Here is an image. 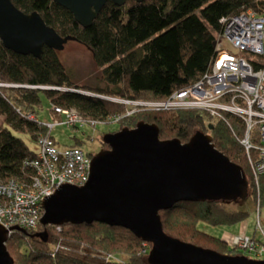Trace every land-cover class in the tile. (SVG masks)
Returning a JSON list of instances; mask_svg holds the SVG:
<instances>
[{
    "label": "trees",
    "instance_id": "16d2710c",
    "mask_svg": "<svg viewBox=\"0 0 264 264\" xmlns=\"http://www.w3.org/2000/svg\"><path fill=\"white\" fill-rule=\"evenodd\" d=\"M11 1L26 14L37 12L60 36H74L79 44L86 46L95 65L101 69L106 87L95 89L92 96L83 94L71 80L59 51L46 47L41 59L21 56L7 50L0 39V119L4 120L0 123V182L6 183L12 180L25 182L35 176L27 161L37 157L42 135H50L57 144L52 132L39 122L49 123L51 116L47 121L34 114L43 108V97L51 109L54 106L72 108L81 116L92 119L118 112L124 114L133 109L105 98L132 102L166 100L195 84L210 69L216 57L217 37L223 33V19L248 10L264 16V0H146L143 3L134 0L123 7L114 2L107 3L93 25L84 28L69 10L53 0ZM11 85L27 87H8ZM38 87L60 90L44 91ZM76 90L82 94L74 92ZM139 109L134 116L120 122V130L135 128L143 121L159 127L162 141L176 138L184 144L197 132L210 135L216 148L241 166L247 175L252 197L237 202L243 206H256L258 201L264 207V176L260 177L257 186L247 153L239 141L245 133L243 122L230 117L235 136L226 123L201 111ZM28 115L36 117V121ZM69 129L79 130L78 127ZM15 133L28 136L35 150ZM83 145L84 142L79 141L74 146L84 150ZM86 153L90 159L95 156L92 151ZM234 203L236 201L178 203L172 209L160 212L164 231L185 243L222 255L246 256L244 251L230 246L225 240L199 230L201 223L224 227L246 222L249 209L243 206L241 209L228 208ZM46 229L49 233L47 242L36 236ZM60 229L39 223L31 232L10 236L7 251L16 264H149L151 244L125 228L102 223H68ZM112 256L113 259H108Z\"/></svg>",
    "mask_w": 264,
    "mask_h": 264
},
{
    "label": "water",
    "instance_id": "95a60500",
    "mask_svg": "<svg viewBox=\"0 0 264 264\" xmlns=\"http://www.w3.org/2000/svg\"><path fill=\"white\" fill-rule=\"evenodd\" d=\"M53 1L69 10L78 24L90 28L107 3L123 7L134 0ZM0 39L7 50L38 59L46 47L61 52L69 41H77L74 36H60L37 12L26 14L11 0H0ZM159 132L156 124L140 121L135 128L105 135L109 148L92 158L86 185H64L46 199L40 224L102 223L125 228L151 244L149 264H264L246 256L222 255L165 233L161 211L181 202L244 201L249 185L244 169L219 151L210 135L197 132L184 144L176 138L162 141ZM8 234L0 226V264L15 263L7 251ZM36 236L47 242L48 230Z\"/></svg>",
    "mask_w": 264,
    "mask_h": 264
},
{
    "label": "built area",
    "instance_id": "2783aa9c",
    "mask_svg": "<svg viewBox=\"0 0 264 264\" xmlns=\"http://www.w3.org/2000/svg\"><path fill=\"white\" fill-rule=\"evenodd\" d=\"M222 25L223 33L216 40V57L202 79L166 100L123 101L125 106L133 109L90 124L95 127L121 122L134 116L139 108L161 112L197 110L227 124L228 117L233 115L244 124L245 133L239 141L259 186V179L264 176V16L248 10L226 17ZM227 40L233 52L223 46ZM52 116L49 123L39 121L49 132L61 126L81 129L88 121L72 108L54 106ZM27 117L36 121L32 115ZM233 133L236 136L234 130ZM37 150V157L27 161L34 170L33 178L25 182H0V226L8 231V238L15 233H24L16 228L25 233L36 229L44 214L46 199L53 197L64 185L83 187L90 177L92 159L83 149L73 146L61 151L50 135H42ZM258 225L261 228L260 222ZM231 243L256 260L264 258V242L259 239L240 234Z\"/></svg>",
    "mask_w": 264,
    "mask_h": 264
},
{
    "label": "rangeland",
    "instance_id": "374dc122",
    "mask_svg": "<svg viewBox=\"0 0 264 264\" xmlns=\"http://www.w3.org/2000/svg\"><path fill=\"white\" fill-rule=\"evenodd\" d=\"M223 44L226 50L233 52L231 44L229 43L228 40L225 41ZM65 47H66L65 50L60 52V59H62L63 64L65 65L69 73L71 74V80L73 81L75 87L80 88L77 90H81L84 93H87L89 95L90 94L92 95L93 91L96 92L95 89L99 88L101 90H104L106 86L105 84H103V81H102L101 69L97 68V66L95 65L94 58L92 57L91 51L86 46L82 45L81 43L79 44L77 41H69ZM119 100L120 99L118 98L116 99L110 98L109 101L114 102L115 104L120 103V104L125 105L124 103H122L124 100H120V101ZM42 105H43V108L34 114H36V117H39L42 120L49 121L50 116H51V119L53 117L52 113H54V107L51 109V105L47 103V100L45 99V97H43ZM57 117H60V116H57ZM84 118L88 119V121L84 123L83 125L84 127L79 130H76V129L71 130V129L61 126L52 131L53 137L57 140V148L59 150L62 151V149L71 148L77 142L82 141L84 142V146H83L84 150H86L87 152L92 151L96 155L97 154L96 152H99L100 144H103L105 135H107L108 133H117L121 128L120 122L112 123V124L106 123V125H98V126L96 125L97 127L96 126L94 127L93 125L90 124L92 122H95V120L98 122L109 120L110 115H107L105 118H101V119L100 118L92 119L88 117H84ZM3 121L4 120L0 119V123H3ZM15 135L23 138V140H25L28 146L32 150H35L34 144L30 141L28 136L21 135L19 133H15ZM250 189H249L248 197L249 196L252 197V194H253V192H251ZM245 200L243 202H245ZM250 201L251 202L253 201L252 198L250 199ZM242 206L243 205L240 202L236 201L234 205H230L228 206V208L241 209ZM246 207L250 211V216L246 219V222L242 224L223 227V226H213V225L210 226L206 223H201L199 225V230L210 236L218 237L222 240H225V236L226 234H228L227 237L230 238L231 242L233 238H235L237 235H240V234H245L246 236L248 235L250 237H256L260 241L264 242V236H263L264 207H261V204L258 201H257L256 206H253V205L243 206V208H246ZM259 222L261 223V228L258 225ZM242 230L245 233H241ZM228 244H230V246L233 245L232 243H229V241H228ZM247 257H251L250 254H247ZM14 264H16V262Z\"/></svg>",
    "mask_w": 264,
    "mask_h": 264
},
{
    "label": "bare ground",
    "instance_id": "6f19581e",
    "mask_svg": "<svg viewBox=\"0 0 264 264\" xmlns=\"http://www.w3.org/2000/svg\"><path fill=\"white\" fill-rule=\"evenodd\" d=\"M15 86H17V85H14V87ZM15 88H18V87H15ZM39 89H41V90H44V91H48V90H55L56 88L55 87H48V88H43V87H38ZM230 117H234L233 115L231 116L230 115ZM230 117H228V119H229V124H227L228 126H229V128L231 129V119H230ZM225 123V122H224ZM60 248V246H58L57 248H56V251L58 250Z\"/></svg>",
    "mask_w": 264,
    "mask_h": 264
},
{
    "label": "flooded vegetation",
    "instance_id": "af4514ba",
    "mask_svg": "<svg viewBox=\"0 0 264 264\" xmlns=\"http://www.w3.org/2000/svg\"><path fill=\"white\" fill-rule=\"evenodd\" d=\"M103 144H104V141H103ZM103 144H100L99 152L102 151V150H105L106 151L109 148L107 145H105V144L103 145ZM96 153H98V152H96Z\"/></svg>",
    "mask_w": 264,
    "mask_h": 264
},
{
    "label": "clouds",
    "instance_id": "9594fccd",
    "mask_svg": "<svg viewBox=\"0 0 264 264\" xmlns=\"http://www.w3.org/2000/svg\"><path fill=\"white\" fill-rule=\"evenodd\" d=\"M217 38H218V37H217ZM11 87H14V86L11 85L10 88H11ZM56 89H57V88H56ZM57 90H60V89H57ZM72 91H73V90H72ZM76 91H77V90H76ZM74 92H75V91H74ZM80 92H81V91H80ZM78 93H79V92H78ZM82 93H84V92L82 91ZM80 94H81V93H80ZM85 94H86V95H89V94H87V93H85ZM91 96H92V95H91ZM93 96H94V95H93ZM105 99L110 100V98H105ZM85 152H87V151H85ZM259 210H260V209H259ZM55 227H56V226H55ZM24 233H25V232H24ZM8 239H9V238H8ZM149 253H150V252H149ZM246 256H247V255H246ZM254 260H256V259H254ZM259 260H264V259H259ZM259 260H258V261H259Z\"/></svg>",
    "mask_w": 264,
    "mask_h": 264
},
{
    "label": "crops",
    "instance_id": "0c3cea01",
    "mask_svg": "<svg viewBox=\"0 0 264 264\" xmlns=\"http://www.w3.org/2000/svg\"><path fill=\"white\" fill-rule=\"evenodd\" d=\"M218 37H219V36H218ZM239 228H240V226H239ZM240 230H241V228H240ZM241 233H245V232H243V230H242ZM227 236H228V234H226V236H225V241H226L227 243H228V241H229V243H231L230 238H228Z\"/></svg>",
    "mask_w": 264,
    "mask_h": 264
}]
</instances>
